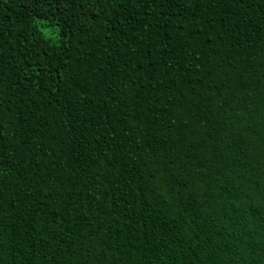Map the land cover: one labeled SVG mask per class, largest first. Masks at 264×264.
<instances>
[{
    "label": "trees",
    "instance_id": "1",
    "mask_svg": "<svg viewBox=\"0 0 264 264\" xmlns=\"http://www.w3.org/2000/svg\"><path fill=\"white\" fill-rule=\"evenodd\" d=\"M0 264H264V0H0Z\"/></svg>",
    "mask_w": 264,
    "mask_h": 264
}]
</instances>
